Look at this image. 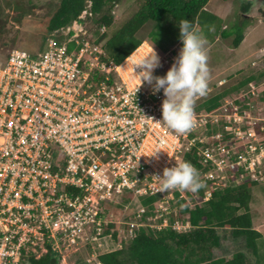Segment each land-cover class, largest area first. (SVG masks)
I'll return each mask as SVG.
<instances>
[{
  "label": "built area",
  "instance_id": "1",
  "mask_svg": "<svg viewBox=\"0 0 264 264\" xmlns=\"http://www.w3.org/2000/svg\"><path fill=\"white\" fill-rule=\"evenodd\" d=\"M95 18L86 1L40 53L0 54V264H27L49 248L59 264H101L139 230L188 233L187 211L214 191L264 185V76L194 109L195 127L177 133L157 122L163 90L120 67L152 46L115 63ZM157 54L153 75L163 76L170 60ZM183 160L198 169L202 192L162 191L153 175Z\"/></svg>",
  "mask_w": 264,
  "mask_h": 264
},
{
  "label": "trees",
  "instance_id": "2",
  "mask_svg": "<svg viewBox=\"0 0 264 264\" xmlns=\"http://www.w3.org/2000/svg\"><path fill=\"white\" fill-rule=\"evenodd\" d=\"M86 1L91 2V10L96 14L95 24H104L108 31L112 28L111 9L120 0H60L56 11L49 19L47 29L53 32L73 20L81 18ZM209 0H140L138 9L110 35L107 31L102 38L106 57L115 63L121 62L144 40L137 37L138 31L147 23L155 27L148 34L165 31L174 36V44L180 43L179 21L188 19L194 27L202 26V11ZM251 6L246 1L241 8L244 14ZM202 14V15H201ZM208 18V17H207ZM247 21L231 30L222 31L221 38L232 37V47L237 48L243 40V29ZM165 42H169L167 38ZM148 41V40H147ZM148 44H150L148 42ZM173 44V45H174ZM152 46V44H150ZM166 51H164L165 53ZM160 53V54H164ZM264 69L245 77L235 88L238 91L250 80H259ZM234 91V92H236ZM233 92V93H234ZM232 93V94H233ZM231 95V94H230ZM225 97L214 95L205 104L206 110L215 108ZM254 184L246 182L234 187L214 191L211 199L202 207L187 211L192 230L188 233H175L171 230H139L135 237L122 249L101 255V264H260L258 262L257 241L261 234L252 226L249 204L250 188ZM202 192V188L199 189ZM186 212V211H185ZM230 242V257H216L215 251L223 242ZM27 264H59L57 254L49 248L48 253L39 259L30 258Z\"/></svg>",
  "mask_w": 264,
  "mask_h": 264
},
{
  "label": "rangeland",
  "instance_id": "3",
  "mask_svg": "<svg viewBox=\"0 0 264 264\" xmlns=\"http://www.w3.org/2000/svg\"><path fill=\"white\" fill-rule=\"evenodd\" d=\"M59 1L0 0V54L4 55L15 49L31 55L40 53L46 45V40L52 36L47 25ZM246 1H250L251 6L248 12L243 14L240 10ZM139 4L140 0H120L113 6L110 12L113 25L108 31L109 35L135 13ZM202 13L201 21L212 19L197 27L208 39L207 64L210 78L206 94L194 100L193 109L197 110L205 109L204 103L214 95L232 94L245 77L264 69V56L258 53L259 49L264 48V0H209ZM244 21H247V24L243 29V40L237 48H233L232 37L224 39L220 34L224 30L236 28ZM154 25V22H147L138 31L137 37L147 38L157 52L164 53L174 44V36L165 34V31L157 27L158 32L151 34L148 39V34L154 29ZM165 38L169 42H165ZM181 44L182 42L177 43L175 48L170 47L171 50L162 55L170 60V65L178 56ZM256 59L261 62L252 68L251 63ZM250 191L249 209L252 224L264 235V185L254 184ZM229 246V241L223 242L214 255L229 258L231 253L228 250ZM257 247L258 262L264 264V241L262 239L257 241Z\"/></svg>",
  "mask_w": 264,
  "mask_h": 264
},
{
  "label": "clouds",
  "instance_id": "4",
  "mask_svg": "<svg viewBox=\"0 0 264 264\" xmlns=\"http://www.w3.org/2000/svg\"><path fill=\"white\" fill-rule=\"evenodd\" d=\"M178 27L181 48L163 76L153 75V70L161 66L160 57L153 46L147 54L139 56L135 49L120 67L124 70L130 67L132 78L137 79L139 84L150 85L153 94L163 90L165 98L161 102L162 119L157 122L183 134L195 127L194 100L206 94L210 73L207 64V36L188 19H181ZM128 60H131L130 65ZM160 151L149 156H155ZM153 176L161 181L162 191L181 189L196 192L204 187L198 169L187 160L165 167L162 176Z\"/></svg>",
  "mask_w": 264,
  "mask_h": 264
},
{
  "label": "crops",
  "instance_id": "5",
  "mask_svg": "<svg viewBox=\"0 0 264 264\" xmlns=\"http://www.w3.org/2000/svg\"><path fill=\"white\" fill-rule=\"evenodd\" d=\"M196 29H197V27H196ZM143 42L148 43L147 40H144ZM175 45H176V44H174V45H172V46H170V47L175 48ZM170 47H168V48L165 50L166 52H165L164 54H166L168 51L171 50ZM161 55H163V54H161ZM252 226H253V228L255 229V227H254L253 224H252ZM255 230H256V229H255ZM257 230H259V229H257ZM258 232H260V234H261V239L264 241V235L261 233V231H258Z\"/></svg>",
  "mask_w": 264,
  "mask_h": 264
},
{
  "label": "water",
  "instance_id": "6",
  "mask_svg": "<svg viewBox=\"0 0 264 264\" xmlns=\"http://www.w3.org/2000/svg\"><path fill=\"white\" fill-rule=\"evenodd\" d=\"M263 15H264V13H263Z\"/></svg>",
  "mask_w": 264,
  "mask_h": 264
}]
</instances>
